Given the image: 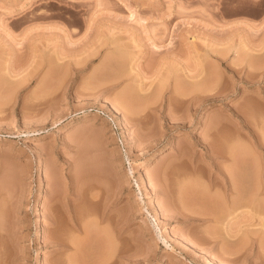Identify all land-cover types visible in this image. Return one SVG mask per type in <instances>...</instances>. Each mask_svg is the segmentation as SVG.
I'll use <instances>...</instances> for the list:
<instances>
[{"label": "rangeland", "instance_id": "374dc122", "mask_svg": "<svg viewBox=\"0 0 264 264\" xmlns=\"http://www.w3.org/2000/svg\"><path fill=\"white\" fill-rule=\"evenodd\" d=\"M60 259L264 264V0H0V264Z\"/></svg>", "mask_w": 264, "mask_h": 264}, {"label": "bare ground", "instance_id": "6f19581e", "mask_svg": "<svg viewBox=\"0 0 264 264\" xmlns=\"http://www.w3.org/2000/svg\"><path fill=\"white\" fill-rule=\"evenodd\" d=\"M127 143V141H126V138L124 137L123 138V144H126ZM231 175V174H230ZM233 175V174H232ZM232 175H231V177L230 178H232ZM229 178V177H228ZM234 183V182H233ZM232 183V184H233ZM231 184V185H232ZM144 185H146L145 183H144ZM234 186H232L233 188V190H235L236 189V187H235V184H233ZM146 187V186H145ZM231 189V190H232ZM239 190V189H238ZM237 193H235V195H236ZM232 195V194H231ZM232 198H234V196H232ZM244 198H246V196L244 197ZM248 199V198H247ZM238 201V200H237ZM250 201V200H249ZM234 202V201H233ZM246 202H247V200H246ZM232 203V202H231ZM249 204H250V202H249ZM237 206V205H236ZM154 211H155V219L156 218H158L159 217V214H160V211H159V209H158V206L157 205H154ZM235 208V207H234ZM236 208H238V207H236ZM166 229V228H165ZM163 231H164V229H162L161 228V233H163ZM51 234L53 235V236H55V237H57V238H60L61 236L58 234V232L56 231V230H53L52 232H51ZM163 241L165 242V244H166V246L171 250V251H174V252H177V253H179L180 255L182 254V252L180 251V250H177V248L174 246V245H172L171 243H169L168 241V239L166 238V237H163ZM72 242V241H71ZM73 243V242H72ZM74 244V243H73ZM69 247H72V245H71V243H66L64 246H62V249H67V248H69ZM65 260H62V259H60V261H58V263H62V264H66L67 263V261H65ZM69 262L71 261L72 262V264H77L76 262L75 263H73L74 261H73V259L72 260H68Z\"/></svg>", "mask_w": 264, "mask_h": 264}]
</instances>
